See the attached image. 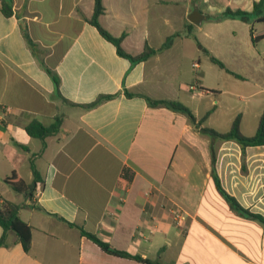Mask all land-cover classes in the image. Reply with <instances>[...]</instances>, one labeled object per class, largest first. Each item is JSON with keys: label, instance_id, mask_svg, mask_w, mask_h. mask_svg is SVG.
I'll return each instance as SVG.
<instances>
[{"label": "crops", "instance_id": "crops-1", "mask_svg": "<svg viewBox=\"0 0 264 264\" xmlns=\"http://www.w3.org/2000/svg\"><path fill=\"white\" fill-rule=\"evenodd\" d=\"M258 1L102 0L99 24L122 39L128 55L177 35L169 48L132 64L90 24L95 0H12L10 17L0 0V204L21 205L19 216L32 227L29 251L8 232L0 264H143L107 254L67 223L162 264H264V225L217 190L210 152L223 189L264 217V146L247 148L243 170L236 142L212 139L184 114L146 100L180 102L198 120L211 111L210 121L216 106L207 99L204 50L215 57L214 28L231 20L222 16L227 8L252 13ZM47 69L58 75L59 93ZM101 95L114 97L84 107ZM56 117L60 131L42 150L25 128ZM205 122L202 128L226 133L225 118L218 126ZM241 127L249 135L242 115ZM31 160L43 184L28 198L4 180L16 172L31 183ZM177 210L185 215L182 228L173 221Z\"/></svg>", "mask_w": 264, "mask_h": 264}, {"label": "trees", "instance_id": "trees-1", "mask_svg": "<svg viewBox=\"0 0 264 264\" xmlns=\"http://www.w3.org/2000/svg\"><path fill=\"white\" fill-rule=\"evenodd\" d=\"M2 5H3L2 7L3 14L6 17L12 16L13 15L12 0H2ZM103 13H104V6L102 4V0H95L94 14H93L92 19L90 20V24L96 27V29L98 30V32L104 39H106L108 42L112 43L116 47L117 53L119 56L128 59L132 64L143 62L147 60L148 58H150L151 56L169 48L172 45L174 37L177 36V35H174V36L169 37L160 48L146 47L140 55L131 56V55L126 54L123 51L121 47L122 39L113 37L106 30H104L99 24V17ZM252 15L256 16L259 22L264 23V0H259L258 2L254 3V9L252 13H248L242 10L233 11L232 9L227 8L222 14L224 18L240 19L244 22H248L250 16ZM250 33L252 36V42L254 44L259 39L264 38V35L259 36V37H254L253 28H251ZM24 37L28 43V46L32 49V51H34L36 46L26 32H24ZM204 52L206 55L209 56L210 61L216 64L220 69L230 72L226 69V66L224 65V63H222L216 57L212 56L207 50H204ZM46 71L52 78L54 85L56 87V91L59 93L60 80H59L58 75L49 69H47ZM125 93H126V96L128 97L132 96V94L127 91ZM112 97L114 96L113 95H101L96 99V101H94L91 104L84 105V107L86 108L94 107ZM146 100L151 107L162 106L174 112H179V113L184 114L185 116H187V118L189 119L190 123L194 126V128L198 129L202 133L209 135L212 139L220 140L223 142L225 141L236 142L241 148L243 170L246 169L245 160H246L247 148L255 147V146H264V110L259 118V122H258L255 135L248 137V136H245L241 131V115L240 114L237 115L234 121L232 122L230 131L225 134H222L213 129L201 127L203 122H205V120L211 114V111L207 112L204 115V117L198 120L196 116L190 111V109L180 102L172 101V100H154L149 97H146ZM69 104L74 105L73 103H70V102ZM61 124H62L61 117H56L54 119V122L49 126H46L40 121L34 119L26 126L25 130L30 137L38 139L42 142V150H43L46 147V138L50 136H55L56 134H58L60 131ZM210 152H211V161H212V177L214 179L217 190L224 196V198L230 204L232 209L240 212L242 215H245L254 220H257L264 225L263 216L259 214L251 213L250 211L244 209L234 197L229 195L223 189L220 179L216 173V168H215L216 151L213 147H210ZM30 166L33 172V181L31 183H26L22 179V177L19 176L16 172L12 173L9 177L5 178L4 182L8 184L15 192L23 194L25 197L33 198L37 190V187L43 184V178L41 174L39 173V171L36 169V166L33 160L30 161ZM20 209H21V205L15 204L10 201L4 200L0 204V227L3 229V234L0 237V247L6 244L8 232H14L16 236L18 237V239L20 240V242L22 243L24 249L26 251H29L31 247V243H32V227L28 225L27 223H25L24 221H22V219L19 216ZM67 224L70 227H74L78 229L81 235L86 236L88 239L93 241L101 250H103L109 255L119 257V258H124V259L135 260L136 262L143 263V264H162V263H159L158 261L144 259L138 255H131L127 252L115 249L111 247L109 244L101 241L97 236L86 232L81 226L72 224V223H67Z\"/></svg>", "mask_w": 264, "mask_h": 264}, {"label": "rangeland", "instance_id": "rangeland-1", "mask_svg": "<svg viewBox=\"0 0 264 264\" xmlns=\"http://www.w3.org/2000/svg\"><path fill=\"white\" fill-rule=\"evenodd\" d=\"M251 28L257 33L263 32L264 23L252 15L248 22L231 19L215 27L214 31L219 37L214 50L215 57L232 71L222 70L211 61L204 69V84L211 91L207 99L214 100L216 106L211 120L205 124L218 126L225 118L226 126L221 128L227 133L234 118L241 114L243 128L249 135L241 131L248 137L255 135L260 109L264 106V41L258 46L253 45L250 40ZM254 77L261 79L255 82ZM196 84L194 80L192 86L197 93L199 89ZM194 100L202 103L201 98Z\"/></svg>", "mask_w": 264, "mask_h": 264}, {"label": "built area", "instance_id": "built-area-1", "mask_svg": "<svg viewBox=\"0 0 264 264\" xmlns=\"http://www.w3.org/2000/svg\"><path fill=\"white\" fill-rule=\"evenodd\" d=\"M193 68H197L198 64L197 63H193ZM195 89V88H192ZM173 221L176 224L177 227L182 228L184 226V221H185V215L182 211L177 210L173 213Z\"/></svg>", "mask_w": 264, "mask_h": 264}]
</instances>
